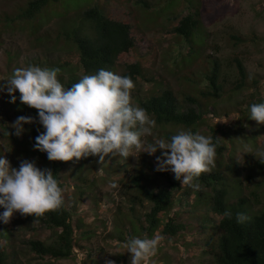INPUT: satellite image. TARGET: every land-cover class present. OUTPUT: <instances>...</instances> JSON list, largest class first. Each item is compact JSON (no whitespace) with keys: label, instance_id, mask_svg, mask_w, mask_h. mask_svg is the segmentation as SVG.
I'll use <instances>...</instances> for the list:
<instances>
[{"label":"rangeland","instance_id":"obj_1","mask_svg":"<svg viewBox=\"0 0 264 264\" xmlns=\"http://www.w3.org/2000/svg\"><path fill=\"white\" fill-rule=\"evenodd\" d=\"M31 1L0 0V85L6 84L15 68L29 65L59 67L58 75L65 77L70 72L80 77L85 75L77 47L66 38L64 31L79 23L77 18L81 13L97 7L110 19L132 26L135 48L122 55L110 71L124 76L126 64L141 66L143 77L131 78L135 84L131 93L133 104L137 105V99H145L153 91L165 89L172 90L179 101L190 96L198 99L207 118L199 132L205 136L215 132L224 142L225 150L221 157H216L213 170L223 171L230 188L236 192L235 183L239 182L242 191L250 197L253 190L258 191L259 183V202L264 203V163L245 149L246 144L253 152L264 149V124L249 118L251 102L264 103V0H61L49 4L34 21L17 19ZM197 12L203 32L194 38L196 44L181 39L174 28L182 18ZM215 60L220 63L223 94L218 98H204L201 92L209 89L205 74L212 71ZM238 62L246 71L245 87L241 89ZM15 95L17 100L12 104L8 102L9 95L0 91V156L18 169L21 160L33 161L24 151L29 149L32 132L29 124H24V132L17 137L11 125L19 116L34 114L35 109L20 102L19 91ZM179 129L156 124L152 136L141 138L143 149L139 152L133 149L127 158L109 155L102 165L95 156L74 159L64 169L62 179L68 205L75 208L73 221L81 225L77 237L81 249L76 248L75 256L69 260H39L29 252L27 242L46 241L51 233L15 212L10 223L0 221V230H10V238L2 240L3 244L8 242V252L13 256L10 264H105L106 259L114 260L115 264H130L131 254L123 247L121 237L129 231V218L137 221L135 216L141 217L148 209L147 203L133 200L137 195L133 178L153 175L156 157L163 150L149 155L148 145L156 138L170 140ZM232 162L234 167L230 166ZM162 173L174 176L170 171ZM252 175L254 178L248 181ZM160 176L157 184H164ZM193 183L199 184V191L184 186L176 194L174 205L180 220L190 225L189 230L175 241L166 240L157 232L162 240L150 264L166 261L216 264L213 254L204 251L202 246L210 241L217 222L215 219L210 227L202 228L200 216L209 211L210 192L196 179ZM201 191L203 194L198 198ZM193 199L198 200L197 211L189 206L188 201ZM3 211L0 207V213Z\"/></svg>","mask_w":264,"mask_h":264},{"label":"trees","instance_id":"obj_2","mask_svg":"<svg viewBox=\"0 0 264 264\" xmlns=\"http://www.w3.org/2000/svg\"><path fill=\"white\" fill-rule=\"evenodd\" d=\"M60 1L33 0L17 16V19L34 21L49 4L59 3ZM77 19L79 23L73 25L72 28L68 26L64 31V35L77 47L80 66L85 75L95 74L100 69L110 71L118 65L122 55L130 53L135 48L136 41L132 35V26L110 19L101 9L97 7L90 8L81 13ZM174 32L181 39L196 43L194 38L203 32L201 31L200 14L197 12L182 18L179 25L174 28ZM204 43L205 41L202 45ZM125 67L127 73L124 76H130L133 79L136 76L143 77V71L139 64H126ZM238 69L242 79L238 87L241 89L245 87L246 71L240 62H238ZM220 73V63L215 60L212 71L205 74L209 89L201 92L204 98L222 96L224 81L221 82ZM58 79L65 88H69L79 82L81 77L70 72L67 77L58 75ZM254 103L251 102L249 106ZM137 105L144 108L150 118L154 119L160 127L173 126L199 132L207 123L204 107L198 99L190 96L179 101L170 89L158 93L153 91L152 94H147L145 99H137ZM243 113L244 110L242 109ZM225 115L228 116L229 113L225 112ZM29 116L34 118L35 122L29 124L32 132L31 142L28 145L29 149L24 150L25 154L33 158L38 168L52 170L63 189L64 205L59 210L45 213L43 217L39 218V223H34L36 219L34 216H26L28 222L37 224L51 233L46 241L34 239L27 242V249L39 260H47V262L69 260L75 256L76 248L81 249L77 241V237L81 233H78V231H81V225L80 223L76 225L73 221L75 208L74 206L70 208L68 205L62 179L64 169L72 164L74 160L69 162L49 161L47 153L34 149L35 138L45 129L39 123L36 109L34 114ZM210 136L216 145V157H221L225 150L224 142L215 132ZM230 166H233V162ZM231 172L234 171L231 170ZM259 174H262V172ZM142 175L133 178V184L137 190V195L133 200L141 204L147 203L148 209L141 217L135 216L137 221L129 218V231L121 237V241L125 242L132 236L152 238L159 231L166 237V240L175 241L190 228L188 223L180 220L174 206L175 196L184 186H181L180 182L168 173L154 170L153 175ZM158 175H161V179H164V184H157L158 180L160 181ZM253 178V175L249 176L248 181ZM196 180L200 182L206 191L210 192V195H208L209 201L207 202L209 211L200 216V219H203L202 228L204 226L210 227L211 224L217 221L213 227V236L216 238L210 236V241L202 245L204 251L213 254L216 264H264V203L259 202L260 184L258 183L257 186L258 191L257 189L253 190L250 197L242 191L239 182L235 183L238 188L237 192L231 189L226 174L221 170L202 173ZM190 193L191 189L188 191V195ZM202 194V191L199 192L197 194L198 198ZM197 201L195 199L188 201L193 211L200 208ZM254 201L258 202L257 204H260L261 207L258 208ZM226 210L232 212L231 219L223 215ZM130 211L133 214L134 207ZM237 213H244L249 219L243 224H238L236 222ZM215 219L217 220L215 221ZM120 221H123V218ZM120 228L119 226L118 229ZM9 238L10 230L6 228L0 230V264H10L13 259L12 254L8 252V242L6 241V244L2 243L3 239L7 240ZM169 263V261L165 262V264Z\"/></svg>","mask_w":264,"mask_h":264},{"label":"clouds","instance_id":"obj_3","mask_svg":"<svg viewBox=\"0 0 264 264\" xmlns=\"http://www.w3.org/2000/svg\"><path fill=\"white\" fill-rule=\"evenodd\" d=\"M60 72L59 67H18L6 84L0 85V91L10 97L9 103H16L15 93L19 91L20 102L38 111L45 131L35 138L34 149L47 153L49 161H79L95 156L100 165L109 155L127 158L133 149H143L141 138L153 135L156 121L144 108L133 104L131 93L135 84L130 76L100 69L65 88L58 79ZM249 118L264 124V103L252 104ZM34 122L30 116H19L11 127L19 137L24 132L23 125ZM158 149L163 151L156 157L155 171L174 173L181 186L199 190L194 179L216 167V145L211 136L198 131L179 129L170 140L156 138L146 152L153 155ZM245 149L264 163V149L253 152L247 144ZM63 205V189L51 169L42 170L35 161L26 159L21 160L17 169L0 156V207L4 208L0 221L8 224L13 214L19 212L22 216H34V223H39L45 213ZM223 215L232 218L230 210ZM248 219L244 213L236 214L238 224ZM161 240L160 235L128 238L123 247L131 254L130 264H150ZM105 264L115 261L106 259Z\"/></svg>","mask_w":264,"mask_h":264}]
</instances>
